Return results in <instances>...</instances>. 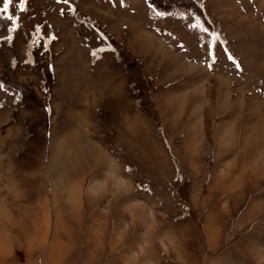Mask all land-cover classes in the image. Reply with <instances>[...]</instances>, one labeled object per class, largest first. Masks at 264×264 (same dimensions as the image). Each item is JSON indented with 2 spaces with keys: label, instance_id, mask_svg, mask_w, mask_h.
<instances>
[{
  "label": "rangeland",
  "instance_id": "rangeland-1",
  "mask_svg": "<svg viewBox=\"0 0 264 264\" xmlns=\"http://www.w3.org/2000/svg\"><path fill=\"white\" fill-rule=\"evenodd\" d=\"M3 5L0 264H264V0Z\"/></svg>",
  "mask_w": 264,
  "mask_h": 264
},
{
  "label": "snow or ice",
  "instance_id": "snow-or-ice-1",
  "mask_svg": "<svg viewBox=\"0 0 264 264\" xmlns=\"http://www.w3.org/2000/svg\"><path fill=\"white\" fill-rule=\"evenodd\" d=\"M23 3V0H22ZM9 4H10V0H4V5H3V11L7 12L8 8H9ZM15 22V21H13ZM229 59H232L231 57H229Z\"/></svg>",
  "mask_w": 264,
  "mask_h": 264
},
{
  "label": "bare ground",
  "instance_id": "bare-ground-1",
  "mask_svg": "<svg viewBox=\"0 0 264 264\" xmlns=\"http://www.w3.org/2000/svg\"><path fill=\"white\" fill-rule=\"evenodd\" d=\"M138 40H139V41H140V40H142V37H141V35H139V36H138ZM3 236H4V235H3ZM3 242H4V241H3ZM5 242H6V241H5ZM5 242H4V243H5ZM2 248H4V246H3V245H2Z\"/></svg>",
  "mask_w": 264,
  "mask_h": 264
}]
</instances>
